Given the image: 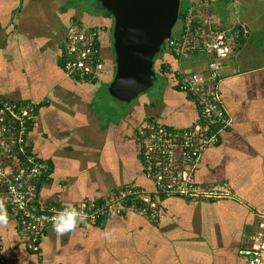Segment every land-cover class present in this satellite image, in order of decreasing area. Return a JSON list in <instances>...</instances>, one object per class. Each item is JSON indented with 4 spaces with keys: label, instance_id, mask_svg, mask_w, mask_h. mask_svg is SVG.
Here are the masks:
<instances>
[{
    "label": "crops",
    "instance_id": "0c3cea01",
    "mask_svg": "<svg viewBox=\"0 0 264 264\" xmlns=\"http://www.w3.org/2000/svg\"><path fill=\"white\" fill-rule=\"evenodd\" d=\"M189 6L200 28L226 33L232 48L218 85L231 127L204 152L195 177L201 190L222 198L167 199L159 201L155 219L131 212L64 235L48 228L36 253L9 218L8 226L0 225L5 264H246L239 251L264 244V0H191ZM71 24L100 28L102 38L112 26L100 9L72 0H0V97L38 106L29 145L50 168L49 180L35 186L40 183L36 197L42 205L73 207L130 187L150 191L136 132L145 120L191 128L197 108L170 72L203 78L211 58L196 53L179 61L166 51L153 91L101 113L115 66L105 62L94 83L67 78L61 55Z\"/></svg>",
    "mask_w": 264,
    "mask_h": 264
},
{
    "label": "built area",
    "instance_id": "2783aa9c",
    "mask_svg": "<svg viewBox=\"0 0 264 264\" xmlns=\"http://www.w3.org/2000/svg\"><path fill=\"white\" fill-rule=\"evenodd\" d=\"M178 33L166 41L165 49L177 60L186 55L204 53L212 60L206 75L186 73L182 69L169 70L177 90L191 98L198 117L186 130H169L145 120L138 130L142 140L139 155L152 190L127 188L103 202L86 200L73 206L86 219L76 229L94 226L119 218L129 212L144 215V207L153 208L150 197L181 198L198 203L219 200L221 195L205 192L194 182L195 173L205 151L216 147L220 135L230 129L231 120L218 94L223 63L232 52L229 37L213 32L209 27L192 29L193 16L189 7L186 18L179 22ZM102 30L87 29L71 24L67 30L62 53L65 76L77 83H91L97 79L104 62L99 45ZM37 106L33 102H12L0 97V209L18 223V235L26 248L36 253L48 228H54L55 217L69 206L42 205L35 186L50 178V168L39 161L29 145V130L33 127ZM150 202V203H149ZM155 219V212L150 216ZM264 221V214L261 215ZM246 264H264V244L238 253ZM0 264H5L0 259Z\"/></svg>",
    "mask_w": 264,
    "mask_h": 264
},
{
    "label": "water",
    "instance_id": "95a60500",
    "mask_svg": "<svg viewBox=\"0 0 264 264\" xmlns=\"http://www.w3.org/2000/svg\"><path fill=\"white\" fill-rule=\"evenodd\" d=\"M112 19L115 72L108 95L131 103L156 80L154 59L171 38L180 0H94Z\"/></svg>",
    "mask_w": 264,
    "mask_h": 264
},
{
    "label": "trees",
    "instance_id": "16d2710c",
    "mask_svg": "<svg viewBox=\"0 0 264 264\" xmlns=\"http://www.w3.org/2000/svg\"><path fill=\"white\" fill-rule=\"evenodd\" d=\"M190 3H191V0H180V9H179V14H178V22H181V21H183L185 18H186V16H187V13H188V10H189V5H190ZM99 6V5H98ZM100 8V7H99ZM101 12L103 13V15L106 17V18H110L111 19V17L104 11V10H102L101 9ZM111 22H112V19H111ZM200 27L201 26H199V24H197L196 22H195V19H193V24H192V29L195 31V30H197V29H200ZM240 38H241V40H240V43L242 42V36L240 35ZM99 45L102 47V44H101V36H100V42H99ZM165 44L163 45V47L162 48H165ZM63 53V52H62ZM196 54V53H195ZM212 59H210V61H211ZM105 62H106V60L104 59V62H103V67H105ZM61 66H62V70H63V64H62V55H61ZM115 66V65H114ZM103 67H102V69H103ZM102 69H101V71H102ZM114 70H115V68H114ZM100 71V72H101ZM115 72V71H114ZM160 73H163V69H162V71L160 72ZM100 74V73H99ZM99 76V75H98ZM96 80L97 79H95V80H93V81H91V83L93 82H96ZM86 83V82H85ZM109 85V84H108ZM108 85H106L105 87H106V89L108 88ZM37 110H38V106H37V108H36V111H35V118H36V116H37ZM32 128V127H31ZM31 128H30V130H31ZM168 129V128H167ZM29 130V131H30ZM169 130H172V129H169ZM136 136H137V138H138V141H139V148H140V143L142 142V140L141 139H139V137H138V131L136 132ZM140 156V155H139ZM140 160H141V157H140ZM142 164V163H141ZM196 173H197V171H196ZM196 173H195V177H196ZM49 180V179H48ZM48 180H45V181H48ZM45 181H43V182H45ZM194 182H195V184L197 185V182H196V180H195V178H194ZM40 184V183H39ZM38 184V186H37V188L35 187V189H37V191L39 190V188H40V185ZM198 186V185H197ZM131 188V187H130ZM135 188V187H134ZM138 189H141V188H138ZM169 199H178V200H183V201H186V200H184V199H181V198H169ZM148 200L151 202V204L153 203V204H155V207H153V208H150V206H145L144 207V204H146L145 202H143V201H138L137 203H136V205H137V208H145L146 209V212H145V214L144 215H142L143 217H147V218H151L150 216H151V214L152 213H154L155 212V215H157V213H156V211H158V208H159V201L160 202H163L164 200H167L166 198H163V197H150V198H148ZM104 201V199H101V200H98L97 202H99V203H101V202H103ZM211 201H217V200H208V201H202V202H211ZM149 202V203H150ZM147 205V204H146ZM133 212V211H132ZM129 213H131V212H129ZM134 213H136V212H134ZM156 218V217H155ZM104 223H106V221H103V223H101V224H97V225H94V226H100V225H103ZM84 228V227H83Z\"/></svg>",
    "mask_w": 264,
    "mask_h": 264
},
{
    "label": "rangeland",
    "instance_id": "374dc122",
    "mask_svg": "<svg viewBox=\"0 0 264 264\" xmlns=\"http://www.w3.org/2000/svg\"><path fill=\"white\" fill-rule=\"evenodd\" d=\"M72 1H73V3L75 1V3L77 5H79V6L83 7V8H96L98 11L100 9L98 4L94 0H72ZM100 11H101V9H100ZM84 27L87 28V29H91V28H88L86 26H84ZM178 29H179V22H177L175 27L173 28L172 34H176L178 32ZM112 43H113V41H112ZM165 52H166V49L162 48L161 52L158 54L157 58H159L160 57L159 55H162ZM104 53H105L104 59L106 60V62L108 64V67L110 65V69H111V67L113 69L114 68V64L111 63L112 60L110 59V56L108 54L109 52L105 49ZM154 69H155V74H156V80L154 81L153 86L146 93L140 95L137 99H141L143 97V95H146L147 93H150L151 91H153V89L159 84V80H160L158 78L159 77V71H158V69H156L155 66H154ZM99 73H101V72L99 71ZM107 89H106V87H105V89L103 88V91H102L103 93H102V97H101L103 99L100 100V104H99V108H98L99 112H101V113H105V112L109 113L110 111L113 112L112 109H116L117 107H120L122 105H126V104L117 102L113 98H111L108 95ZM109 103H114L115 105L111 106Z\"/></svg>",
    "mask_w": 264,
    "mask_h": 264
},
{
    "label": "clouds",
    "instance_id": "9594fccd",
    "mask_svg": "<svg viewBox=\"0 0 264 264\" xmlns=\"http://www.w3.org/2000/svg\"><path fill=\"white\" fill-rule=\"evenodd\" d=\"M85 219L84 213L69 207L55 217L53 227L57 234L64 235L74 231ZM9 223L10 221L6 212L0 209V225L8 226Z\"/></svg>",
    "mask_w": 264,
    "mask_h": 264
},
{
    "label": "flooded vegetation",
    "instance_id": "af4514ba",
    "mask_svg": "<svg viewBox=\"0 0 264 264\" xmlns=\"http://www.w3.org/2000/svg\"><path fill=\"white\" fill-rule=\"evenodd\" d=\"M108 19L111 21L110 18H108ZM111 23H112V26H111L110 32L104 38L101 37V44H102L103 53L105 52V49L109 52L108 54L110 56V59L112 60L111 63L113 64L114 63L113 43H112L113 22H111ZM104 55H105V53H104ZM157 56L154 59V66L156 67V69H161V67H162L161 65H160V67L157 68V66H158L157 62H159L158 60L160 58V57L157 58Z\"/></svg>",
    "mask_w": 264,
    "mask_h": 264
}]
</instances>
